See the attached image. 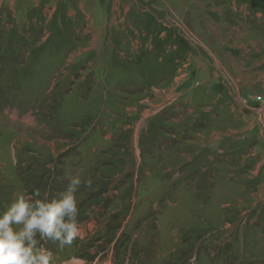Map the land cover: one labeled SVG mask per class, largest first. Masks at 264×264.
<instances>
[{
    "label": "rangeland",
    "instance_id": "rangeland-1",
    "mask_svg": "<svg viewBox=\"0 0 264 264\" xmlns=\"http://www.w3.org/2000/svg\"><path fill=\"white\" fill-rule=\"evenodd\" d=\"M65 156L53 264H264V0H0V209Z\"/></svg>",
    "mask_w": 264,
    "mask_h": 264
},
{
    "label": "clouds",
    "instance_id": "clouds-1",
    "mask_svg": "<svg viewBox=\"0 0 264 264\" xmlns=\"http://www.w3.org/2000/svg\"><path fill=\"white\" fill-rule=\"evenodd\" d=\"M48 167L55 171L54 163ZM82 183L87 189L93 187L90 179L73 175L55 196L50 186L15 193L0 209V264H53V252L45 246L48 242L61 250L71 247L80 234Z\"/></svg>",
    "mask_w": 264,
    "mask_h": 264
}]
</instances>
